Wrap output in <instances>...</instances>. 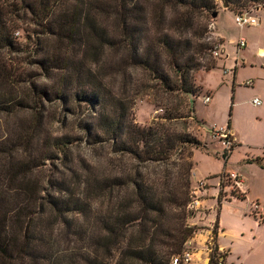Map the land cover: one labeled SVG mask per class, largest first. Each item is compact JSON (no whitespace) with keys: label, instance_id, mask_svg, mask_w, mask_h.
<instances>
[{"label":"trees","instance_id":"obj_1","mask_svg":"<svg viewBox=\"0 0 264 264\" xmlns=\"http://www.w3.org/2000/svg\"><path fill=\"white\" fill-rule=\"evenodd\" d=\"M220 1L234 14L235 7L245 11L248 4H264V0ZM148 3L0 0V122L4 117L8 123H0V264H170L182 253L193 233L184 223L187 175L193 168L190 161H183L184 155L204 145L167 126L183 117L171 110L147 125L135 123L134 101L108 87L105 72L110 64L105 54L114 51L117 56L111 67L115 73L124 76L128 69H140L157 89L183 98L188 112L183 118L197 124L189 99L198 92L194 74L213 68L214 60L212 42L196 41L203 34H196L193 19L213 16L215 0H151L149 11ZM168 9L174 14L166 21ZM18 22L28 26L21 28L26 32L23 44L15 36ZM165 22L166 30L161 27ZM183 29H190L193 37L183 38ZM31 47H39V52ZM17 51L27 54L28 60H23L33 71L15 69L5 60V53ZM38 71L44 80L54 82L51 89L38 88ZM45 102H55L68 112L62 118L61 114L51 117L60 121L66 120V114L89 110L87 118L78 122L87 144H107L111 154L126 156L137 166L168 167L179 160L181 171L163 183L144 179L136 170L131 178L83 177L74 171L73 178L66 179L61 169L55 176H39L38 170L46 165L67 166L69 150L81 140L45 134L46 120L38 113ZM11 117L15 119L10 124ZM222 158L227 159L224 154ZM73 183L82 186L83 195ZM124 186L129 194L108 204L107 217L92 210L89 200H108ZM69 214L88 219L89 228L71 225ZM73 239L78 246L69 247V242L62 247ZM216 256L214 248L209 264L216 263Z\"/></svg>","mask_w":264,"mask_h":264},{"label":"crops","instance_id":"obj_2","mask_svg":"<svg viewBox=\"0 0 264 264\" xmlns=\"http://www.w3.org/2000/svg\"><path fill=\"white\" fill-rule=\"evenodd\" d=\"M252 14L258 25L239 28L232 11L218 10L212 20L221 56L213 59V68L194 74L198 92L189 97L204 133L200 137L204 152L194 150L192 160L199 151L205 163V168H200L193 162L191 181L207 180L199 202H209L206 209L217 223L216 255L224 264H264V213L254 216L249 208L251 202L264 203V4ZM240 37L245 45L238 49ZM205 96L209 97L206 103ZM254 99L260 104L254 105ZM211 129H226L234 139L225 162L222 141L211 138ZM226 172L241 176L243 194L233 195L220 187L219 176ZM209 233L206 229L194 237L197 245L190 264H209L205 251Z\"/></svg>","mask_w":264,"mask_h":264},{"label":"rangeland","instance_id":"obj_3","mask_svg":"<svg viewBox=\"0 0 264 264\" xmlns=\"http://www.w3.org/2000/svg\"><path fill=\"white\" fill-rule=\"evenodd\" d=\"M151 0H149V3L146 5V9L149 11L151 9ZM257 4H248V6L245 8V11L247 10H255L256 8H259L261 5ZM226 5H224L220 0H215V11L216 13L221 8H226ZM236 13L242 12L243 9L239 7H235ZM174 12L171 9H168L166 12V21H168ZM211 14H201L197 15L193 19V28L196 31L197 35H201V32L203 34L202 38L196 39V41H207L212 42L209 39L208 35V24L213 17ZM18 26L20 29L16 31L15 36L18 37L19 42L21 44L26 43L25 40V31H22L21 28L24 30L26 27H28L25 23L18 22ZM161 27L166 30V28H169L167 22L165 24L161 25ZM152 29V27H150ZM206 30V31H205ZM182 32V37L186 39L192 38V31L189 30H180ZM204 31V33H203ZM167 32L170 33L169 29H167ZM173 33H178L177 31H172ZM193 40V39H192ZM195 40V39H194ZM32 51L36 50L39 52V47L33 49L31 47ZM107 54H105V60H107V63L110 64V70L105 72L106 77L105 80L107 83H109L108 87L112 90V92L116 95L123 96L127 99L133 100V106L131 108L133 120L135 123L139 125H147L152 122L153 118L162 115L164 111H172L174 114L175 112L177 115H181V117L187 115V108H186V102L183 98H181L179 95H170L163 93L161 90L157 89L155 85H153V82L149 80L147 74L136 68H131L126 70V74L123 76L121 73H115L114 69L111 67H115V63L117 62L118 58L115 57L114 51H107ZM5 60H8L9 62H12V66H14L15 69H23L27 71H33V66H30L26 64V61L28 60L27 54L24 52H12V53H5L4 55ZM25 58L26 61L23 59ZM35 57L31 56L29 59H34ZM39 58V57H37ZM206 60V59H205ZM203 60V61H205ZM37 85L38 88L42 87L43 85L48 87L49 89L52 88L53 81L44 80L42 78V75H40V72L38 71V79H37ZM183 99V100H182ZM83 108V106H81ZM163 111H162V110ZM84 110V109H83ZM42 112V116L45 118V124H44V132L47 135H70L73 137H79L81 140L77 141L76 144L69 150V158L70 161L67 164H53V165H46L43 167V170H38L39 176H47L52 175L55 176L57 173V169H61L63 171V174L65 175L64 178L69 179L73 178V173L76 172L77 175H82L83 177L91 176V177H102V178H124V177H130L133 173V170L137 171L138 175H142L144 179L152 180L157 179L160 183H163L164 180H167V178L171 177L174 174L175 175L181 171V168L179 167L180 162L179 160H175L174 162L176 164L170 165L168 167L165 166H155V165H139L135 164V162L126 157V156H116L111 154L109 146L107 144H103L100 146H92L91 144H87L85 142L86 139L84 132L78 126V122L84 121L85 118H87V114H89V110H84L83 114L77 115L74 114L71 116V114H66L65 121H60L57 119L51 118L53 115L68 113L65 112V110H62V106L58 105L55 102H45L44 106L38 108V113ZM18 115L21 114V112L17 113ZM20 116V115H19ZM182 117V119L175 120L173 122L167 123V126L175 131V132H185L189 135H192L193 137L197 138L198 141H200L201 144V138L203 137V131L199 129L198 125L192 121V120H186ZM15 118L11 117L8 119V122L11 124V122ZM5 121L6 118L2 117V122ZM8 125V123H6ZM200 151L204 152V148H198ZM197 149V150H198ZM196 149H191V154L184 155L183 161H190V163L193 166L194 164H197L200 168H205L204 159L201 156V153L199 151H196L194 154V157L192 160V153ZM182 161V160H181ZM70 167V169L66 168ZM193 169V168H192ZM192 172V170H191ZM190 172V174H191ZM164 176V177H163ZM191 176L187 175L189 186L186 188L189 191V201L185 207V219L184 223L187 225L188 228L192 230L191 236L188 238V240L192 241L191 248L195 247L196 240L194 239L195 236L202 233L204 230L209 229L210 233L208 234V237H214L215 230H216V221L211 220V215L209 213L211 212L210 209H206L207 206H209V202L207 204H200L198 201L197 207H193V201L196 199L195 194H193V191L195 189V186L191 181ZM164 179V180H163ZM185 181V180H184ZM184 183V182H183ZM75 184H77L75 182ZM73 183L72 186H76V192H79L80 194L82 191L80 190L82 186L77 187ZM185 188V187H184ZM161 189V188H159ZM234 193V192H232ZM82 194V193H81ZM129 194V188L122 187L121 189L114 190L112 194L109 196V199L99 198L94 200H89V204L92 207V210L95 209L100 210L101 213H103L104 217L108 216V204L111 205L114 201L120 200L121 198H125ZM83 195V194H82ZM235 195V194H234ZM110 200V201H109ZM109 201V202H108ZM211 221H210V220ZM67 220L74 225H80L84 224L89 228L90 221H84L85 219L83 217H78L75 214H69L67 216ZM208 220L210 221V228L207 226ZM60 226H55V228H58ZM71 239V238H70ZM60 242V241H59ZM70 242V244H69ZM62 244V243H61ZM69 244V245H68ZM75 244L78 246L79 244L73 240H69L62 244V247L64 248L65 245L73 247Z\"/></svg>","mask_w":264,"mask_h":264},{"label":"built area","instance_id":"obj_4","mask_svg":"<svg viewBox=\"0 0 264 264\" xmlns=\"http://www.w3.org/2000/svg\"><path fill=\"white\" fill-rule=\"evenodd\" d=\"M253 10H247L242 11L234 15V22L235 24L241 28L244 26H256L258 25V20L255 15L252 14ZM208 35L209 39L212 41L213 48L211 50V58L217 59L221 56V48L218 40L214 37V23L211 19L208 24ZM245 45L244 38L240 37L237 41L238 49H241ZM249 81L246 82L248 84ZM209 101V97L205 96L203 98V102L206 103ZM254 105H259L260 102L257 99H254L253 101ZM211 138L214 139H220L222 141L223 153L226 157L228 156L229 151L234 146V139L232 135L229 133L226 129H211L209 130ZM192 173V172H191ZM207 185L206 179H199L197 180L195 184V189L193 191V194H195L196 199L193 201V207H197L199 197L204 191L205 187ZM219 185L220 187H226L233 195L235 194H243L242 186H243V180L241 176L236 172H226L222 173L219 176ZM200 194V195H199ZM250 214L254 216H262V213H264V203L261 204L257 201L250 203ZM192 246V241L187 240L184 244V249L180 255H177L176 257H173L170 264H190L192 262V257L194 255V248ZM215 248V237H209L206 241L205 251L208 254V257L214 252ZM216 263L215 264H224L222 260L218 259V256H216Z\"/></svg>","mask_w":264,"mask_h":264},{"label":"water","instance_id":"obj_5","mask_svg":"<svg viewBox=\"0 0 264 264\" xmlns=\"http://www.w3.org/2000/svg\"><path fill=\"white\" fill-rule=\"evenodd\" d=\"M225 7H226V6H225ZM216 14H217V13H214L212 17L214 18V17L216 16Z\"/></svg>","mask_w":264,"mask_h":264}]
</instances>
